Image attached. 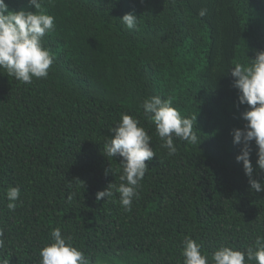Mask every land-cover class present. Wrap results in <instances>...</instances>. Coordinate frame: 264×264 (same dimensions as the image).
Segmentation results:
<instances>
[{"label": "trees", "instance_id": "obj_1", "mask_svg": "<svg viewBox=\"0 0 264 264\" xmlns=\"http://www.w3.org/2000/svg\"><path fill=\"white\" fill-rule=\"evenodd\" d=\"M9 10L35 11L28 0ZM55 28L43 37L54 55L47 78L25 84L0 68V228L10 264H40V249L60 228L89 264H183L185 236L211 254L243 250L264 237V191L250 188L241 145L231 132L248 106L228 70L264 49V0H42ZM206 9V15L199 11ZM138 17L136 29L120 19ZM171 97L196 115L199 144L174 138L168 155L143 101ZM140 120L156 153L125 212L122 157L104 155L121 118ZM253 178L264 180L251 144ZM20 188L14 210L5 193ZM255 264V262H252Z\"/></svg>", "mask_w": 264, "mask_h": 264}, {"label": "clouds", "instance_id": "obj_2", "mask_svg": "<svg viewBox=\"0 0 264 264\" xmlns=\"http://www.w3.org/2000/svg\"><path fill=\"white\" fill-rule=\"evenodd\" d=\"M35 11L21 8L9 10L5 0H0V68L15 80L30 84L33 78H47L54 62V55L44 46L43 37L54 30V16L44 10L42 0H28ZM206 15V9L199 11ZM130 30L136 29L138 17L134 13H125L121 18ZM233 77V87L238 89L237 100L248 108L241 113L246 123L235 128L231 135L233 143L241 145L236 156L242 162L250 188L256 192L264 191V180L253 178L254 168L250 156L251 144L256 145V165L264 171V49L256 51L249 63H236L228 70ZM141 107L146 118L154 123L156 133L166 148L168 155H174L177 148L174 138L188 143L198 142L194 131L196 115L183 117L173 106L171 97L166 99L158 95L146 98ZM112 135L105 140L104 155L122 157L121 183H110L95 194L97 200L111 198L119 194V203L125 212L132 210L133 199L138 198L141 182L150 161L156 156L150 146L151 136L140 120L128 114H121L119 123L110 129ZM7 208L14 210L20 198V188L9 187L5 193ZM4 229L0 228V249L5 247ZM52 242L43 246L39 255L40 264H89L85 253L76 247L71 235H62L60 228L51 232ZM182 248L183 264H264V237H258L253 245L243 250L230 246H220L213 253L202 252L201 245L189 236H185ZM0 264H10L9 259L0 256Z\"/></svg>", "mask_w": 264, "mask_h": 264}]
</instances>
